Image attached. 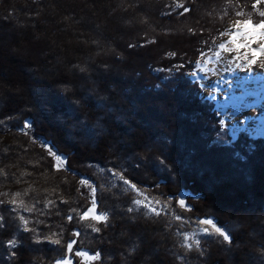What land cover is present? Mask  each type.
Here are the masks:
<instances>
[{
    "label": "trees",
    "instance_id": "trees-1",
    "mask_svg": "<svg viewBox=\"0 0 264 264\" xmlns=\"http://www.w3.org/2000/svg\"><path fill=\"white\" fill-rule=\"evenodd\" d=\"M261 11L264 0H0V264H264V137L220 135L188 78L224 24ZM112 176L162 211L136 208ZM93 198L107 221L80 219ZM195 226L210 235L189 250ZM12 235L22 246L7 261Z\"/></svg>",
    "mask_w": 264,
    "mask_h": 264
},
{
    "label": "rangeland",
    "instance_id": "rangeland-1",
    "mask_svg": "<svg viewBox=\"0 0 264 264\" xmlns=\"http://www.w3.org/2000/svg\"><path fill=\"white\" fill-rule=\"evenodd\" d=\"M239 19H232L225 25L224 31L217 37L214 50L206 52L201 58L193 63L194 69L189 74V79H192L200 85L202 88L201 99L207 98L211 101L216 108V111L221 116V120L225 121V126L229 127V135L236 137V133L240 131L248 132V135L257 137L264 135V121L260 122L259 119H264V77H253L251 80H245V78L239 75V78L232 79L231 72L234 70L232 66L243 68L245 64H248V59H251V49L259 48L261 38L256 37V42L251 43L248 49L240 48L237 51V45L248 43L246 30L241 24L237 30L235 21ZM242 21V20H241ZM235 35V40L232 39ZM224 44V48L220 45ZM245 52H247L248 59H245ZM196 64L200 67L197 68ZM258 68L264 67V54H257L256 63ZM262 69V68H261ZM240 74V73H239ZM243 75V74H242ZM231 84V86H229ZM231 117V120L228 119ZM121 180V184L130 191L136 193V200L141 201V204H135L136 208H144L149 214H153L154 208L149 203L145 202L146 206H143L144 197L146 196L143 192L141 193L133 185L124 184L123 179L118 176H112L111 181L116 183ZM155 205L156 203L153 202ZM99 215H106L105 213H97ZM91 220L92 216L88 218ZM93 220V219H92ZM94 222H97L94 220ZM194 231L190 234V239L187 241L189 244L194 243V239H198L200 234L204 235L205 228L203 226H195ZM207 233L209 232L208 229ZM184 243L185 241L182 240ZM62 260H65L62 259ZM70 261L71 259H66Z\"/></svg>",
    "mask_w": 264,
    "mask_h": 264
},
{
    "label": "snow or ice",
    "instance_id": "snow-or-ice-1",
    "mask_svg": "<svg viewBox=\"0 0 264 264\" xmlns=\"http://www.w3.org/2000/svg\"><path fill=\"white\" fill-rule=\"evenodd\" d=\"M259 2V0H258ZM256 4H253L252 7L253 8H256ZM188 11H191L190 8H185V12H188ZM237 15H241L240 12H237ZM260 17L264 18V11H261L259 13ZM241 24L243 25L244 29L246 30V36H247V40H248V43H244V44H239L237 45V51H239L240 48H244V49H248L250 46H251V43H255L256 42V37L259 36L261 38V42H260V46L259 48H252L251 49V59H248V55H247V52H245V59H248V63L249 64H255L256 63V57H257V54L260 53V54H264V20H261L259 22H256V23H253V21L251 19H245L243 21L241 20H236L235 21V26H236V29L238 30L241 26ZM235 35H233L232 39L235 40ZM221 48H224V44H221L220 45ZM179 67V66H178ZM196 67L199 68L200 65L199 64H196ZM192 75H195V73H192ZM231 86V84L229 85ZM229 120H231V117H228ZM30 121L29 122H25L24 124V129H28L29 128V125H30ZM219 124L221 126V131H220V135H224L228 128L231 127H226L225 126V121L224 120H220L219 121ZM23 131V129H22ZM37 140H40L41 138L39 137H36ZM42 143H47V141H42ZM55 150V149H53ZM58 157H60V154L57 153ZM65 158L63 157H60V160L59 162H63ZM166 163V161L163 160V157L161 156L159 158V164L161 167H164V164ZM121 179H123V177H121ZM123 183L124 184H129V181L126 180V179H123ZM95 192H96V189L93 188V197H95ZM13 204L16 203L15 200L12 201ZM135 204L139 205L141 204V201L139 200H136L134 201ZM157 203H159V201H157ZM179 203L184 206V200H180ZM128 211L131 212L132 211V208H128ZM153 211H155L153 209ZM97 212V202L95 200V198H93L92 200V205L90 207H88L80 216V219L81 220H84L86 218H88L90 215L92 216V219L97 221V222H105L107 221L108 217L106 215H99V214H96ZM23 219V218H22ZM67 219L69 221H71L73 219L72 216H68ZM3 217L0 216V228H4L5 225L3 224ZM23 223L25 225L23 231L24 232H27L29 231L27 225H28V220L27 219H23ZM213 220L211 218H205V219H200L199 220V224L201 225H213ZM215 233H217L220 237L223 238V241L224 242H227L229 244H231V237L229 234H226V232L224 230H221L220 227H215ZM93 232H99L100 229L99 228H93L92 229ZM204 234L205 235H210L209 233H207V230L205 229L204 230ZM190 239H192V237H190L189 235H184L183 237V240L185 241L184 243V247L185 248H188L189 250H191L192 248V245L187 243V241H189ZM39 242V241H38ZM53 244H56V243H59V241H52ZM194 243L197 247H200L201 245V240L200 239H194ZM22 246V241L18 240V238L15 237V235H12L11 238L7 239L4 241V247L5 249L7 250L6 253H5V260L7 261H10L12 257H18V249ZM72 248H73V245L72 243H69L68 244V251L71 252L72 251ZM201 251H203V249H201ZM135 252H136V249H132L131 253L129 254V257L130 258H134L135 256ZM78 256L80 255H84V253L82 252H77L76 253ZM88 259L92 260V261H95V260H98L99 259V253L97 255H93V256H90L88 257ZM55 264H70V261L69 260H57L55 262Z\"/></svg>",
    "mask_w": 264,
    "mask_h": 264
},
{
    "label": "bare ground",
    "instance_id": "bare-ground-1",
    "mask_svg": "<svg viewBox=\"0 0 264 264\" xmlns=\"http://www.w3.org/2000/svg\"><path fill=\"white\" fill-rule=\"evenodd\" d=\"M233 67V71L230 73L232 76L233 81L239 78V75H241V77L243 76L245 78V80H251L253 77H260L263 76L264 77V67L262 66L261 68L257 67V64H245L243 66L242 69H240L239 67L236 66H232ZM240 73V74H239ZM243 74V75H242ZM259 121L263 122L264 119L260 118Z\"/></svg>",
    "mask_w": 264,
    "mask_h": 264
},
{
    "label": "built area",
    "instance_id": "built-area-1",
    "mask_svg": "<svg viewBox=\"0 0 264 264\" xmlns=\"http://www.w3.org/2000/svg\"><path fill=\"white\" fill-rule=\"evenodd\" d=\"M144 203H143V206H152V207H154V208H157V210L156 209H154L155 211H153V212H155V213H153L152 215H158V213L159 212H161L162 211V204L161 203H157L156 201H153V200H150V197H148L147 195L144 197ZM146 200H147V202H149V203H147L146 205H145V202H146ZM153 202H155L156 203V205L153 203ZM143 208H145V207H143ZM146 209V208H145ZM186 235H189L190 236V234L189 233H186Z\"/></svg>",
    "mask_w": 264,
    "mask_h": 264
}]
</instances>
